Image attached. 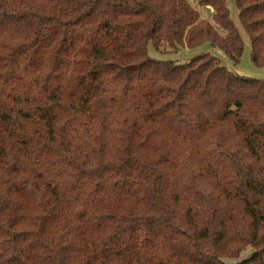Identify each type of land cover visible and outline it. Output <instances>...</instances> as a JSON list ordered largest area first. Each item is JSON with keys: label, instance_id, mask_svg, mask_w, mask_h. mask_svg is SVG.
<instances>
[{"label": "trees", "instance_id": "16d2710c", "mask_svg": "<svg viewBox=\"0 0 264 264\" xmlns=\"http://www.w3.org/2000/svg\"><path fill=\"white\" fill-rule=\"evenodd\" d=\"M188 0H0V264H233L264 256V79L210 51ZM264 67V0H234Z\"/></svg>", "mask_w": 264, "mask_h": 264}, {"label": "rangeland", "instance_id": "374dc122", "mask_svg": "<svg viewBox=\"0 0 264 264\" xmlns=\"http://www.w3.org/2000/svg\"><path fill=\"white\" fill-rule=\"evenodd\" d=\"M189 3L195 7L201 17H205L210 20V22L215 26V28L221 33L224 34L225 30L218 24V22L213 18V10L211 7L207 5H200L196 0H188ZM226 4L229 8L230 16L233 22L238 26L242 40H243V50L238 62L231 61L227 59L224 54L215 46L212 45L210 41H205L202 44L194 47H188L184 44H176L170 45L166 42H163L160 45V48H156L152 41L147 42V52L150 56L159 58V59H170L174 61H183L186 60L193 55H196L203 51H210L214 55H216L219 60L225 64L229 69L234 72L254 76L264 79V67L258 66L253 63L251 59V46L248 39V35L241 25L238 10L234 0H226ZM254 250V247L247 245L244 249H242L237 257L226 258L227 264H233L235 262L241 261L244 258L248 257ZM253 264H264V256L261 262L253 263Z\"/></svg>", "mask_w": 264, "mask_h": 264}, {"label": "water", "instance_id": "95a60500", "mask_svg": "<svg viewBox=\"0 0 264 264\" xmlns=\"http://www.w3.org/2000/svg\"><path fill=\"white\" fill-rule=\"evenodd\" d=\"M209 7H211L210 5H208Z\"/></svg>", "mask_w": 264, "mask_h": 264}]
</instances>
